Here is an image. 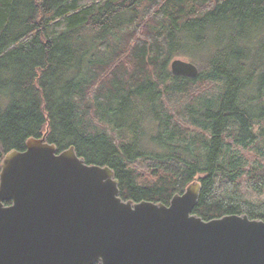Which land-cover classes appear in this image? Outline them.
<instances>
[{"label": "trees", "instance_id": "1", "mask_svg": "<svg viewBox=\"0 0 264 264\" xmlns=\"http://www.w3.org/2000/svg\"><path fill=\"white\" fill-rule=\"evenodd\" d=\"M176 57L198 75L173 76ZM197 82L212 92L182 102L184 127L167 103ZM45 133L113 170L124 201L198 181L193 214L264 221V169L250 199L224 150L264 141V0H0V163Z\"/></svg>", "mask_w": 264, "mask_h": 264}, {"label": "water", "instance_id": "2", "mask_svg": "<svg viewBox=\"0 0 264 264\" xmlns=\"http://www.w3.org/2000/svg\"><path fill=\"white\" fill-rule=\"evenodd\" d=\"M170 71L198 75L181 59ZM45 138L0 163V264H264V221L193 214L198 181L168 205L124 201L113 170Z\"/></svg>", "mask_w": 264, "mask_h": 264}, {"label": "rangeland", "instance_id": "3", "mask_svg": "<svg viewBox=\"0 0 264 264\" xmlns=\"http://www.w3.org/2000/svg\"><path fill=\"white\" fill-rule=\"evenodd\" d=\"M175 59H181L184 61H189L186 57H176ZM192 62V61H189ZM193 63V62H192ZM195 64V63H194ZM212 87L204 82H197L194 86L190 87V91L186 95L178 94L174 98L168 100L167 106L171 113L174 114L175 120L178 122L181 121L184 127H188L187 123L183 121V115L181 110V104L184 101H188L192 96H200L201 94H209ZM186 121V120H185ZM192 130V128H189ZM225 153L228 158L233 159L236 164L242 165L245 168V173L240 179V185L243 186L244 194L250 199L253 200H262L263 197L251 196L246 188L247 179L253 176L254 173H257L264 169V141L257 139L254 143L246 145V147L240 146L234 143L232 136L226 137L225 140ZM137 169L142 171V167ZM143 178L147 181H151L152 177L146 174V171L143 172Z\"/></svg>", "mask_w": 264, "mask_h": 264}]
</instances>
